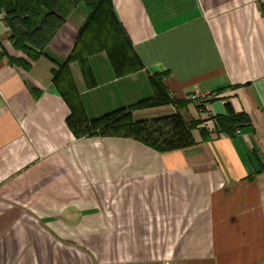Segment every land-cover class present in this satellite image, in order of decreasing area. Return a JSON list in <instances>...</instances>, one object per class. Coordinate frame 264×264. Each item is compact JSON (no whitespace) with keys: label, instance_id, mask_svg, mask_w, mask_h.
<instances>
[{"label":"crops","instance_id":"1","mask_svg":"<svg viewBox=\"0 0 264 264\" xmlns=\"http://www.w3.org/2000/svg\"><path fill=\"white\" fill-rule=\"evenodd\" d=\"M112 1L145 67L118 76L99 52L93 85L69 60L84 2L37 59L0 13V264H264V0ZM153 74L172 102L134 121L211 114L216 129L161 151L69 126L151 99ZM229 107L249 120L223 127Z\"/></svg>","mask_w":264,"mask_h":264},{"label":"trees","instance_id":"2","mask_svg":"<svg viewBox=\"0 0 264 264\" xmlns=\"http://www.w3.org/2000/svg\"><path fill=\"white\" fill-rule=\"evenodd\" d=\"M82 2L90 9V14L79 32L76 50L69 60L81 62L88 82L93 85L94 79L88 57L102 51L107 52L118 76H125L144 68L142 58L135 50L124 26L117 19L112 0H0V13H6V21L11 27V39L15 47L25 51L31 58L37 59L44 53V47L53 38L57 29ZM34 46L40 51H37ZM69 60L65 63L66 67ZM65 66L59 71H53L55 81L59 80L60 75L64 76ZM165 75L150 76V82L155 91L151 99L141 101L126 110L114 111L113 114L91 121L90 125L84 114H74L69 119V126L81 136L93 131L97 134L102 131V133L132 135L161 151L189 144L192 140L190 131L197 128L203 120L193 119L191 123H187L181 115L153 121L133 120L132 110L134 109L150 108L172 102L163 84ZM71 89L73 92V88ZM184 103L180 100L175 102L177 105ZM217 120L223 127L232 129L249 119L246 114H235L232 107H229V114L226 117H218Z\"/></svg>","mask_w":264,"mask_h":264},{"label":"built area","instance_id":"3","mask_svg":"<svg viewBox=\"0 0 264 264\" xmlns=\"http://www.w3.org/2000/svg\"><path fill=\"white\" fill-rule=\"evenodd\" d=\"M209 94H203L200 91H196L195 94H193L190 98V100H198V99H204L208 97ZM203 106H206L208 108V104L205 102L202 104ZM214 116L209 114L204 120H203V127L208 128L209 130H215L216 129V124L215 120L213 119Z\"/></svg>","mask_w":264,"mask_h":264},{"label":"rangeland","instance_id":"4","mask_svg":"<svg viewBox=\"0 0 264 264\" xmlns=\"http://www.w3.org/2000/svg\"><path fill=\"white\" fill-rule=\"evenodd\" d=\"M170 131V130H169Z\"/></svg>","mask_w":264,"mask_h":264}]
</instances>
